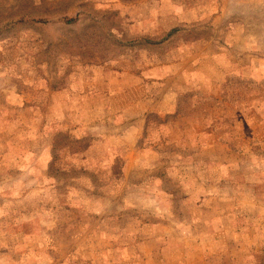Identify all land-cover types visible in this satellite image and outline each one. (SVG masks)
<instances>
[{"label":"rangeland","instance_id":"obj_1","mask_svg":"<svg viewBox=\"0 0 264 264\" xmlns=\"http://www.w3.org/2000/svg\"><path fill=\"white\" fill-rule=\"evenodd\" d=\"M174 54L139 139L93 113ZM0 264H264V0H0Z\"/></svg>","mask_w":264,"mask_h":264},{"label":"crops","instance_id":"obj_2","mask_svg":"<svg viewBox=\"0 0 264 264\" xmlns=\"http://www.w3.org/2000/svg\"><path fill=\"white\" fill-rule=\"evenodd\" d=\"M199 58L186 54L179 57L174 54L170 59L154 56L148 64H138L139 68L125 66L116 73L107 74L108 77L102 78L92 89L93 94L97 91V97L104 99L99 106H92L93 113L129 115L137 121L139 139L147 126L148 113L177 109L179 94L189 90L195 71L192 66L199 63Z\"/></svg>","mask_w":264,"mask_h":264}]
</instances>
